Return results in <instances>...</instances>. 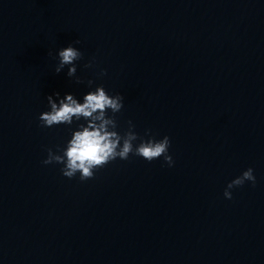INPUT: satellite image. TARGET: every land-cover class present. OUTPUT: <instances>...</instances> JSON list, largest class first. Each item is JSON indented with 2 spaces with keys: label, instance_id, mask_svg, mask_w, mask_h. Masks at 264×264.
<instances>
[{
  "label": "clouds",
  "instance_id": "9594fccd",
  "mask_svg": "<svg viewBox=\"0 0 264 264\" xmlns=\"http://www.w3.org/2000/svg\"><path fill=\"white\" fill-rule=\"evenodd\" d=\"M74 43H79V41ZM57 58L59 63L55 72L59 74L67 66V76L74 77L77 72L75 62L83 58V53L70 44L58 50ZM85 67H92V65L89 63ZM99 75H107L106 70H101ZM76 82L82 81L77 77ZM93 83L92 80L88 81L89 86ZM123 99L120 94L109 95L102 85L84 94L82 102L75 98L73 93H66L61 98L57 92L55 99L53 95H49L47 102L50 111L40 114L41 126L53 127L60 124L70 126L74 120L81 119L86 121V124L78 125L64 148L58 147L56 152L48 148L47 158L42 163L45 165L62 164L63 176L71 179L79 173L81 181L92 179L94 170L104 167L117 158L127 160L130 154L142 157L148 162L163 157L167 166H173L174 160L169 155L171 141L168 136L157 140L151 135V130H147L145 134L149 138L145 140L134 131L135 125L131 121L128 122V130L123 135L116 130L115 114L124 107ZM109 111L112 113L111 116L108 115ZM137 140L140 142L134 146L133 142ZM246 181L251 182L253 186L256 183L254 170L251 167L227 184L224 197L231 199V189L243 186Z\"/></svg>",
  "mask_w": 264,
  "mask_h": 264
}]
</instances>
